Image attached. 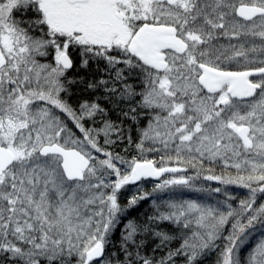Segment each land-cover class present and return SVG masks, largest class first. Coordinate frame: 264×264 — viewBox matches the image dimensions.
Wrapping results in <instances>:
<instances>
[{
	"label": "snow or ice",
	"instance_id": "snow-or-ice-1",
	"mask_svg": "<svg viewBox=\"0 0 264 264\" xmlns=\"http://www.w3.org/2000/svg\"><path fill=\"white\" fill-rule=\"evenodd\" d=\"M0 264H264V0H0Z\"/></svg>",
	"mask_w": 264,
	"mask_h": 264
}]
</instances>
